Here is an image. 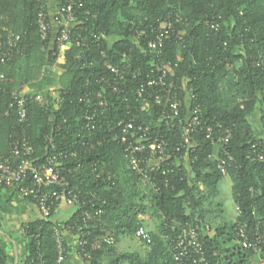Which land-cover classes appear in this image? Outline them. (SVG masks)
I'll list each match as a JSON object with an SVG mask.
<instances>
[{"label":"trees","instance_id":"trees-1","mask_svg":"<svg viewBox=\"0 0 264 264\" xmlns=\"http://www.w3.org/2000/svg\"><path fill=\"white\" fill-rule=\"evenodd\" d=\"M83 2V7H77V18L72 24L73 42L66 47L60 62L59 92L63 102L56 107L50 91L28 92L26 128L37 163L56 149L75 152L74 156L65 158L64 173L73 187L88 196L89 202L61 222L72 223L82 210L91 209L92 204L104 210L85 230L90 231V239L109 235L115 243H103L102 249L97 250L89 247L91 257L84 261L89 264H178L166 235L175 222L205 225L210 214L205 205L210 194L207 189L216 194L226 176L232 180V196L240 209L231 225V238H237L239 222L247 223L250 231L258 221L264 224V163L248 158L254 144L264 138V0ZM42 4L47 3L0 0V27H9L20 34L23 51L4 67L5 77L0 81V152L4 154L8 151L12 129L17 125L13 113L5 114L12 92L23 90L37 77L46 61L57 62L52 54L56 46L52 33L46 50L42 48L37 22ZM171 10L186 19L181 26L186 30V42L168 40L159 55L148 47V40L158 19ZM215 22L220 25L218 30L211 27ZM139 34L140 40L136 42ZM30 61L34 69L29 66ZM161 61L171 63L172 79L183 87L187 80V87L194 90L193 104L201 109L203 121L214 128L215 143L204 132L196 133L195 148L182 149L181 154L186 155L183 159L174 155L144 181L129 166L124 146L113 140L114 130L110 127L116 128L119 121L135 117L155 131L159 128V107L149 99L151 114L140 115L133 94L130 100L124 101L121 94L113 91L112 84L100 80L114 79L105 64L110 62L120 67L133 92L146 81L153 67L151 63L157 65ZM137 72L141 74L134 78ZM99 93L106 103L103 107L106 112L99 113L97 127L91 129L85 116L100 107ZM129 107L131 114H128ZM185 112L184 106L182 113ZM253 115L259 116L257 132ZM161 135L175 144L181 140L179 129H163ZM227 135L229 140L225 142L222 138ZM52 143L56 145L55 150ZM220 158L226 160L227 174L218 167ZM165 168L173 171L163 174ZM99 172L103 176L97 177ZM154 184L160 186L158 192ZM218 206V211H222L221 204ZM55 213L56 210L50 219L41 216L24 226L26 263L37 260L41 264H57L54 227L60 220L55 218ZM150 218L156 222L149 229L151 241L143 240V251H118L117 237L137 239L138 228L148 224ZM223 232L221 226L214 234L206 229L202 231L209 260L219 264H252L254 252L240 245L234 246L231 252L223 248L219 239ZM260 255L264 258V251Z\"/></svg>","mask_w":264,"mask_h":264},{"label":"built area","instance_id":"built-area-1","mask_svg":"<svg viewBox=\"0 0 264 264\" xmlns=\"http://www.w3.org/2000/svg\"><path fill=\"white\" fill-rule=\"evenodd\" d=\"M37 1L42 2V0ZM43 1L48 3V0ZM59 3V14L54 17V20L60 23V29L52 53L53 57L57 59V63H60L59 61L66 47L73 42L72 24L77 18V7L84 6L83 0H59ZM158 20V25L153 26L151 29L153 36L148 40V47L152 51L156 50L161 55L168 40L173 39L181 44L186 42V30L181 28L186 23V19L181 13L171 10ZM37 22L41 42L43 43L42 48L46 50V44H48L52 33V19L47 4L40 6ZM208 23L210 22L208 21ZM211 27L218 30L220 25L215 22L211 24ZM140 35L136 36V42H139ZM20 41V34L9 27H0V81L5 77L4 67L15 56L23 54ZM105 64L113 74L114 79L103 77L100 81L105 84H112L113 91L121 94L124 101L130 100L129 97L133 94L135 103H138L140 115L151 114L152 103L159 107L157 112L159 128L155 131L145 121L138 122L135 117L119 121L116 128L110 127L112 132L114 130L113 140L124 146L129 166L144 181L148 179L151 172L157 171L161 168L160 165H163L165 161L171 159L174 155L183 159L186 155L181 154L182 149L189 151L195 148L197 146L196 133L204 132L206 138L210 139L212 144L215 143L214 128L208 122L203 121L201 109L193 104L196 97L194 90L187 87V80L184 83V88L182 84L177 83L170 77V62L161 61L157 65L151 63L153 67L150 68V74L146 81L140 87L134 89L133 92L120 67L110 62ZM140 74L139 72L134 73L133 77L136 78ZM121 84L124 85L123 88L120 87ZM51 93L55 98L56 107H59L63 102L59 88L53 89ZM27 94L28 92L24 90L13 91L12 100L5 112L6 115L13 113L17 119V125L10 134L7 153L0 152V191L10 189L23 198L32 201L37 205L42 217L46 220L50 219L61 203H66L74 209L73 216L79 208L86 207L89 202L88 196L80 189L73 187L67 174L64 173L67 168L65 158L74 156L75 152L57 150L56 145L52 143V149L56 150L47 155L44 161L37 163V159L33 158L34 147L26 128L28 123ZM98 97L100 98V107H96L92 113H86L85 116L87 127L91 129L97 127L96 118L100 115L99 113L104 114L106 112L103 108L106 103L101 98L102 94L99 93ZM149 99H152V103ZM184 106L186 107L185 114L182 113ZM131 113L129 107L128 114ZM118 128L119 130L116 132L115 129ZM163 129H167V131L179 129L180 142L175 144L164 138L161 135ZM222 140L228 142L229 135L222 138ZM253 148L254 151L248 155V158L264 163V138L259 143L254 144ZM218 167L224 174H227L224 158L219 159ZM171 171L173 169L165 168L162 172L167 174ZM101 176H103V172L97 174V177ZM108 180H111L110 175ZM165 185L167 186V184ZM154 187L155 191L158 192L160 186L154 184ZM237 210L240 211L239 207H237ZM103 211L96 204H92L91 209L82 210L80 216H77L72 223L65 224L61 221L57 223L54 227V237L58 251L57 264H67L68 261L69 248L65 233H70L75 237L77 253L83 260L91 257L89 247H91V250H97L102 249L103 243L108 245L115 243L114 238L109 235H96L90 239V231L85 230L90 222L100 217ZM204 229L211 230L210 226L197 222H175L172 224L171 232L166 237L170 241L174 250L175 261L178 264H219L218 262H211L206 255L201 237ZM236 230L239 245L244 250L252 251L260 256L264 251V224L262 221H258L252 231H250L247 223L239 222ZM136 235L139 239L151 241L146 226H140ZM26 264L41 263L37 260H31Z\"/></svg>","mask_w":264,"mask_h":264},{"label":"crops","instance_id":"crops-1","mask_svg":"<svg viewBox=\"0 0 264 264\" xmlns=\"http://www.w3.org/2000/svg\"><path fill=\"white\" fill-rule=\"evenodd\" d=\"M59 5V0H48L47 3L52 19L53 42L56 41L60 29V23L54 20V17L59 14ZM62 59L63 56L59 62ZM29 66L31 69L35 68L33 61L29 62ZM40 70L37 77L24 86V91L52 92L53 89L59 88L62 76L60 63L46 61L40 66ZM73 212L74 209L71 206L61 203L56 210L55 218L64 221ZM41 216L39 208L32 201L10 189L0 191V264H26L27 238L24 226ZM65 238L69 248L67 264H89L78 255L75 237L65 233ZM255 256L259 255L255 254Z\"/></svg>","mask_w":264,"mask_h":264},{"label":"rangeland","instance_id":"rangeland-1","mask_svg":"<svg viewBox=\"0 0 264 264\" xmlns=\"http://www.w3.org/2000/svg\"><path fill=\"white\" fill-rule=\"evenodd\" d=\"M258 115H253V127L257 132L260 128ZM209 198L205 201V205L210 209V214L205 221V225L211 227L209 233L214 234L218 227H223L224 232L220 235L219 239L222 243L223 248H229L230 252L234 246H238L239 243L237 238H231V225L235 222L238 215L237 205L232 196V180L229 176L224 177L218 186V191L216 194L212 190L207 189ZM221 204L222 211H218V205ZM155 219H149L146 228L149 226L152 228ZM143 240L141 239H131L130 236L117 237L116 248L118 251L125 250H138L143 251ZM264 258L260 256L252 257V264H264Z\"/></svg>","mask_w":264,"mask_h":264},{"label":"clouds","instance_id":"clouds-1","mask_svg":"<svg viewBox=\"0 0 264 264\" xmlns=\"http://www.w3.org/2000/svg\"><path fill=\"white\" fill-rule=\"evenodd\" d=\"M149 230V229H148Z\"/></svg>","mask_w":264,"mask_h":264}]
</instances>
